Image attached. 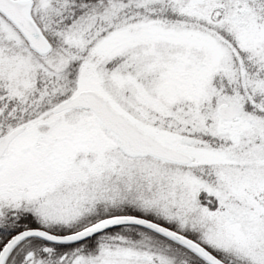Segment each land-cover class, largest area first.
<instances>
[{
    "label": "snow or ice",
    "instance_id": "1",
    "mask_svg": "<svg viewBox=\"0 0 264 264\" xmlns=\"http://www.w3.org/2000/svg\"><path fill=\"white\" fill-rule=\"evenodd\" d=\"M0 264H264V0H0Z\"/></svg>",
    "mask_w": 264,
    "mask_h": 264
}]
</instances>
